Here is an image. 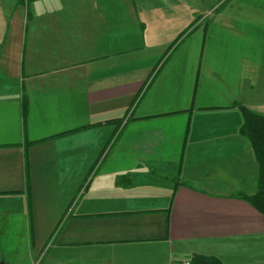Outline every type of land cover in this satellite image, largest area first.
<instances>
[{
    "label": "crops",
    "instance_id": "1",
    "mask_svg": "<svg viewBox=\"0 0 264 264\" xmlns=\"http://www.w3.org/2000/svg\"><path fill=\"white\" fill-rule=\"evenodd\" d=\"M215 1L0 0L3 240L43 264H264L239 132L264 116V0Z\"/></svg>",
    "mask_w": 264,
    "mask_h": 264
},
{
    "label": "trees",
    "instance_id": "2",
    "mask_svg": "<svg viewBox=\"0 0 264 264\" xmlns=\"http://www.w3.org/2000/svg\"><path fill=\"white\" fill-rule=\"evenodd\" d=\"M23 114L26 110L23 102ZM242 125L240 134L250 143L258 164V175L255 182L256 192L253 195L241 194L240 198L246 200L257 212L264 216V116L257 115L245 108H240ZM190 264H221L214 257L195 255L189 260Z\"/></svg>",
    "mask_w": 264,
    "mask_h": 264
},
{
    "label": "rangeland",
    "instance_id": "3",
    "mask_svg": "<svg viewBox=\"0 0 264 264\" xmlns=\"http://www.w3.org/2000/svg\"><path fill=\"white\" fill-rule=\"evenodd\" d=\"M200 1V0H199ZM223 0H216L213 4L216 6V4L221 3ZM212 6V8H214ZM219 10V7H215L214 9H207V10H198L197 13V20L195 22H199L202 24V22L205 21L207 17H209L212 13H215ZM184 17H182V20ZM184 24V21H182ZM199 24V25H200ZM175 27L178 25V21L175 23ZM195 26L193 25H185L182 26L181 29V35L186 34L188 31H190ZM199 188H207V187H199ZM212 188V186H210ZM23 235L18 232L10 231V229H7V234L4 237V240L0 236V260H5L8 264H43L46 261V252L49 248L46 247L43 251V253L39 257L33 256V252L29 251L26 248L25 242L22 240ZM49 244V243H48ZM47 244V245H48ZM45 256L43 257V255Z\"/></svg>",
    "mask_w": 264,
    "mask_h": 264
},
{
    "label": "built area",
    "instance_id": "4",
    "mask_svg": "<svg viewBox=\"0 0 264 264\" xmlns=\"http://www.w3.org/2000/svg\"><path fill=\"white\" fill-rule=\"evenodd\" d=\"M181 264H190L189 261H183Z\"/></svg>",
    "mask_w": 264,
    "mask_h": 264
},
{
    "label": "water",
    "instance_id": "5",
    "mask_svg": "<svg viewBox=\"0 0 264 264\" xmlns=\"http://www.w3.org/2000/svg\"><path fill=\"white\" fill-rule=\"evenodd\" d=\"M0 264H8L4 260H0Z\"/></svg>",
    "mask_w": 264,
    "mask_h": 264
}]
</instances>
